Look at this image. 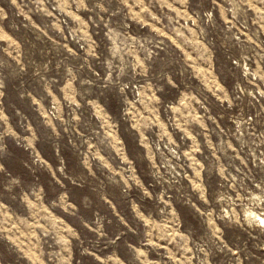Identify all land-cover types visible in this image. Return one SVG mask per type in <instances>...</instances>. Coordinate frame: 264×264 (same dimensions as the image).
<instances>
[{
    "label": "clouds",
    "instance_id": "1",
    "mask_svg": "<svg viewBox=\"0 0 264 264\" xmlns=\"http://www.w3.org/2000/svg\"><path fill=\"white\" fill-rule=\"evenodd\" d=\"M0 264H264V0H0Z\"/></svg>",
    "mask_w": 264,
    "mask_h": 264
}]
</instances>
